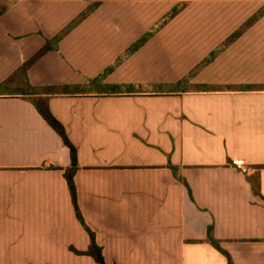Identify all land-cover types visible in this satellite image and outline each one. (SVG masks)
<instances>
[{
	"label": "crops",
	"instance_id": "obj_1",
	"mask_svg": "<svg viewBox=\"0 0 264 264\" xmlns=\"http://www.w3.org/2000/svg\"><path fill=\"white\" fill-rule=\"evenodd\" d=\"M97 3L0 88V264H98L77 253L91 237L70 150L24 83L88 87L49 104L107 264H230L211 228L233 264H264V15L246 26L264 0H0V84Z\"/></svg>",
	"mask_w": 264,
	"mask_h": 264
},
{
	"label": "trees",
	"instance_id": "obj_2",
	"mask_svg": "<svg viewBox=\"0 0 264 264\" xmlns=\"http://www.w3.org/2000/svg\"><path fill=\"white\" fill-rule=\"evenodd\" d=\"M99 5H100V3H97L93 7H91L89 10L84 12L79 18H77L71 25H69V27L66 28L54 40L47 41V45L45 46V48H43L34 58H32L27 63H25V65L17 72V74L13 78H11L9 81H7V82H5L3 84H0V88L4 89L5 91L6 90L7 91H13L11 89L15 85L14 82L16 80H18V79H25L26 80L28 71L32 67V65L37 60H39L42 56L47 54L48 52L53 51V50H57L61 40L67 34H69L72 31V29L77 27L86 18H88L89 15H91ZM4 11H6L5 8H3V10L0 12V16L2 15V13H4ZM177 14H178V10H175L170 15V17L168 19H171V18L175 17ZM263 15H264V13H260L257 17L252 19L246 26L252 25L253 23H255V21L257 19H259ZM240 35H241V32H239L236 35H234V37L231 40H229V43H232ZM153 36H154V32L148 33L143 40L139 41L137 44H135L128 51V53L125 56V58L130 56L134 52H136L142 45H144ZM214 56H216V54L213 55V57ZM125 58L119 60L118 63L114 67L108 69L100 78H98L96 80H91L89 82V87L93 88L94 86H98L99 87V86L103 85V80L106 77V75L111 73L115 69V67L118 66ZM209 61H206L205 63H203L199 68H197L193 72L192 75L196 74ZM184 83H189L188 79L185 80ZM24 84H25L24 86L19 85L20 87L18 88V90L15 91V93L17 95L28 96L29 97V99L35 105V107L37 108V110L39 111L41 116L56 131V133L62 138L64 144L69 148L70 153H71L72 167L67 169V171L65 173V177H66V179L68 181V185H69V189H70V192H71V195H72V200H73V204H74V207H75V210H76L77 217H78L79 221L81 222V224L83 225V227L90 234V237H91V246H90L89 251L86 252V253H81V252H77V253L81 254V255L92 256L98 264H107V262L105 260V257L103 255L102 249L98 246V244L96 242L95 234L86 225L85 220L83 218V215L81 213V210L79 208L78 193H77V187H76V184H75V175L77 173V170L79 169L77 148L71 142V140L69 138V135H68L65 127L63 126V124L53 115V113L51 111V108H50V104H49V100H50L49 97L50 96H53V95H69V94H74L76 92H86L88 87L86 89H83V88L73 89V88H70V87L34 88L28 83H24ZM171 169H173L176 172V170H175V168L173 166H171ZM179 180L182 181V182L184 181L182 178H179ZM249 182L251 183L255 194L258 195V196H261L260 192H259V180L258 179L257 180L256 179H250ZM209 241H210V243L213 246L217 247L221 252H223L228 257L230 264H233L231 259H230V257L228 256V254L226 252H224L219 247V242L213 237V229L212 228L209 231Z\"/></svg>",
	"mask_w": 264,
	"mask_h": 264
},
{
	"label": "built area",
	"instance_id": "obj_3",
	"mask_svg": "<svg viewBox=\"0 0 264 264\" xmlns=\"http://www.w3.org/2000/svg\"><path fill=\"white\" fill-rule=\"evenodd\" d=\"M239 169L245 174H249L250 173V171L246 167L239 166Z\"/></svg>",
	"mask_w": 264,
	"mask_h": 264
}]
</instances>
